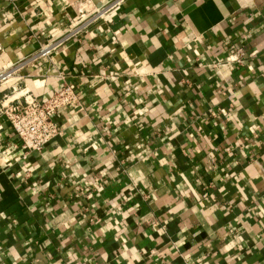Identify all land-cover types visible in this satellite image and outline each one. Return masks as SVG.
<instances>
[{"label":"crops","instance_id":"obj_1","mask_svg":"<svg viewBox=\"0 0 264 264\" xmlns=\"http://www.w3.org/2000/svg\"><path fill=\"white\" fill-rule=\"evenodd\" d=\"M75 2L0 0V68ZM263 66L264 0H126L0 83L80 101L39 153L0 117V264H264Z\"/></svg>","mask_w":264,"mask_h":264},{"label":"built area","instance_id":"obj_2","mask_svg":"<svg viewBox=\"0 0 264 264\" xmlns=\"http://www.w3.org/2000/svg\"><path fill=\"white\" fill-rule=\"evenodd\" d=\"M126 0H104L95 5L91 0H76L74 15L59 35L49 38L27 57L7 68H0V83L9 79L30 62L49 58L51 53L66 42L77 38L98 21L120 9ZM264 85V66L260 73ZM0 96V117H4L19 139L24 152H41L53 138L62 134L55 116L64 108L80 106L79 92L73 84L63 83L50 96L40 99L33 92L25 91L19 97ZM0 151V158L3 156Z\"/></svg>","mask_w":264,"mask_h":264}]
</instances>
